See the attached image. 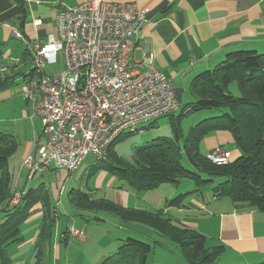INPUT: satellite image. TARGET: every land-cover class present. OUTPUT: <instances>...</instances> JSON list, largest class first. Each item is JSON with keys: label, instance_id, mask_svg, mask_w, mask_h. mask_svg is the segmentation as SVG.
<instances>
[{"label": "crops", "instance_id": "obj_1", "mask_svg": "<svg viewBox=\"0 0 264 264\" xmlns=\"http://www.w3.org/2000/svg\"><path fill=\"white\" fill-rule=\"evenodd\" d=\"M84 1L86 0H0V81L3 82V88H0V105L6 104L0 108L2 110L0 113H10L15 117L13 119L16 123L24 120L31 123L36 121L39 124L37 118H30L28 104L21 98L19 90L20 84L31 68L28 47L36 39L56 35V16L64 6ZM107 1L135 3L139 7L148 9L145 23L133 37L130 61L140 62L144 57L152 55L157 70L172 80L179 105L194 99L191 92L195 77L221 64L227 53L237 50H256L264 53V0ZM37 21L40 23L35 24ZM14 25H17L22 35L21 39L13 37L11 27ZM26 64H28L27 71H24ZM140 70L142 71L143 68ZM18 98L22 103L17 104ZM32 129L31 138L25 140L21 148V159L29 153L35 155L37 146L42 143L40 130L35 131L34 126ZM231 140L233 141L232 136ZM226 150L229 151L227 148ZM230 155L233 158L231 152ZM21 159L18 170L22 172L24 169H20ZM49 170L60 169L50 167L47 171ZM16 179L21 189L26 187V184L24 187L21 186V176H16ZM185 189L189 190L190 185H186ZM108 191L112 195L105 197L115 204L140 209L134 192L116 187H110ZM103 192L106 194L105 191ZM177 193L179 191L175 190L171 195ZM201 195H190L186 204L182 202L183 206L170 208L165 206L162 209L163 213L169 216L175 225L205 236L210 247L223 246L224 251L221 256L225 264L264 262V213L254 209H235L227 198L210 197L206 201ZM164 200L168 199L165 197ZM37 205L39 207L27 220L29 223H39L38 226L30 227L33 229L31 232L27 231V226L21 228L26 234L25 242L30 246L27 257L24 260L23 254H18L17 249L11 250L9 255L13 264H27L26 259L31 250L34 258L33 249L44 221H53L54 225L51 238L44 245L42 264H81V262L95 264L99 257H105L114 249H118L126 237L123 236L124 232L117 233L108 227H100L105 223L103 218L96 216L103 221L99 224L96 220L90 221L89 216L93 214L76 211L74 217L78 216L80 218L78 223L81 224L77 229L83 231L84 239L77 241L68 237L67 242L61 241V232L73 227L74 221L72 220L71 225L60 231L56 228L58 217L55 210L47 206L46 200ZM102 216L109 218L106 215ZM115 220H117L115 225L119 229L126 230L119 225L118 219ZM84 221L93 224L85 226ZM119 222L128 226L132 233L141 232L154 238L152 230L145 226ZM108 224L113 225V223ZM101 233L106 236H100ZM75 240L82 245L73 250L71 242ZM34 261L35 258L32 262Z\"/></svg>", "mask_w": 264, "mask_h": 264}, {"label": "trees", "instance_id": "obj_2", "mask_svg": "<svg viewBox=\"0 0 264 264\" xmlns=\"http://www.w3.org/2000/svg\"><path fill=\"white\" fill-rule=\"evenodd\" d=\"M232 82L237 84V97L228 92ZM0 88H3L1 81ZM191 93L194 100L183 105L180 116H164L170 120L172 137H158L136 148L131 160L127 161L114 149L113 143L119 136L110 145L105 159L101 160V169L115 177L118 182L116 188L135 194L153 190L163 183L177 186L181 179L192 180L197 189L166 200L167 207L183 206L185 197L202 194L203 185L221 177L223 180L211 189V198H227L235 209H254L264 213V53L256 50L227 53L221 64L195 77ZM199 110H220L221 114L203 119L182 140L180 120ZM156 120L145 124L143 130L152 127ZM217 130L228 131L240 153L225 165L211 163L200 151L203 135ZM18 144L15 135L0 132V264H13L8 252L10 245L16 246L22 242L21 226L31 215L32 206L45 202V196L41 194L42 186H39L38 189L23 188L25 192L17 205L8 207L5 204L12 197L14 184L8 159ZM183 162L190 168L185 167ZM97 169L100 168L94 167L93 171ZM67 201L76 211H102L119 221L137 223L151 229L153 233L175 244L186 264H215L224 251L223 246L210 247L206 237L200 233L175 225L162 209L149 212L126 208L104 195L93 196L81 190L68 192ZM92 220L100 218L93 215ZM53 225V221L43 222L33 249V264H42L44 245L51 238ZM68 229L61 232V241L67 242ZM183 235L186 237L183 238ZM118 249H121L118 253L104 258L98 264H146L153 246L126 237Z\"/></svg>", "mask_w": 264, "mask_h": 264}, {"label": "built area", "instance_id": "obj_3", "mask_svg": "<svg viewBox=\"0 0 264 264\" xmlns=\"http://www.w3.org/2000/svg\"><path fill=\"white\" fill-rule=\"evenodd\" d=\"M147 14L135 3L86 0L61 9L55 36L29 45L30 73L19 90L30 118L40 121L42 143L21 161L28 181L50 167L70 176L89 155L105 159L119 136L141 134L143 125L177 112L173 82L157 70L153 56L130 61L133 37ZM11 29L13 37L22 38L17 25ZM58 54L63 69L48 73ZM229 157L224 147L207 155L221 164ZM68 236L84 239L73 227Z\"/></svg>", "mask_w": 264, "mask_h": 264}, {"label": "rangeland", "instance_id": "obj_4", "mask_svg": "<svg viewBox=\"0 0 264 264\" xmlns=\"http://www.w3.org/2000/svg\"><path fill=\"white\" fill-rule=\"evenodd\" d=\"M27 67H28V64L25 65L23 70L27 71ZM62 69H63L62 55L58 54L56 63L54 65L48 66L47 72L56 73V72H60ZM228 92L232 96H235V97L239 96V90L235 82L230 83V85L228 86ZM17 102H18L17 104L22 103L20 98H18ZM4 105L6 104H1L0 108ZM183 105L184 104H181L179 106V109L174 114V116H180ZM220 112H221L220 110H199V111H196V112H193V113H190L184 116L179 122V127L182 133V140H185V137L187 136L190 129L193 128L200 121H202L203 119H207L210 117H215L217 115H220L221 114ZM13 118L15 117L13 115H10V113H3V112L0 113V132L2 134L11 133L15 135L18 143H20V145L18 144L19 146H17L14 154L8 159V168L13 173L15 179H14V184H13L12 197L11 199L7 200L5 204H7L8 207L17 205L18 203V201L16 200L17 196L19 195L21 197V195L25 192L24 189L23 191L18 186L17 181H16L17 180L16 176L18 177L21 176L22 178L21 186L24 187L26 184L25 189H28V188L38 189L39 186L40 187L42 186L41 194L42 196H45L47 206L54 209L55 212L57 213V217H58V219L56 220L57 229L61 231L66 226L68 227L69 225L72 224V220L75 223L74 224L75 227L73 226V228L75 229L79 228V226H81V224L78 223L80 221V218L78 216L74 217L76 210H74L71 206H69L68 201H67V193L72 190H81L82 192L93 194V196L96 194L97 196L107 195L109 197L112 194L108 190L110 189V187L114 188L117 186L118 184L117 180L108 171H106L105 169H101L103 165L101 161H97L94 158V156L89 155L84 159V161L79 165V167L72 173V175L68 177L67 181H65V179L67 178L68 173L64 170L63 171L62 170H56V171L49 170L44 173H37L31 180L28 181L26 178L27 172L24 170L22 172L18 170V166L20 163L21 155H22L21 148L25 140L31 138L33 126H34L35 131L40 130V122L38 124V122L36 121L31 123L30 121L21 120L16 123ZM217 131L221 132V134L218 133ZM217 131L213 132V134L203 135V137L201 138V143H200L201 153L204 156H207L209 152L212 151L214 148L218 146H225L234 155L233 158H235V156H239L240 153L238 149L236 148L234 142L231 140V136H230L231 134L225 130H217ZM158 137H172V126L170 124L169 118L167 117L159 118L158 120L154 122L152 127L145 129V131L141 134L138 133V134H133V135H130V134L121 135L119 139H117L113 143L114 149L120 155V157H122L123 159L127 161H130L132 158L133 152L135 151L136 148L140 146H144ZM233 158L230 155L227 163H224V165L233 161L234 160ZM209 161L211 163H214L211 160ZM183 165L187 168L188 167L190 168V166L186 162H183ZM94 167H97L100 169L93 171ZM90 173L92 174L90 177H88ZM112 180H113V183H112ZM222 180L223 179L221 177H217L214 179L213 183L211 182L210 184L203 185V187L201 188L202 190L201 197H203L207 201V199L210 198L212 187H214V185H216L218 182H221ZM186 185H190L189 190L185 189ZM195 189H197V187L194 186V182L187 178L181 179L177 186H174L173 184H170V183H163L153 190H149V191L147 190V191L136 193V196L138 199L136 203L139 205V208L141 210L147 209V211L150 210L149 212H154L153 209L157 211V210L163 209L166 206L165 200H164L165 197L167 199H172L179 194H185L186 192H191ZM175 190H178L179 193L175 195H171V193ZM103 191H105L106 194ZM189 197L190 196H187L183 199L184 204L187 203ZM57 200H59V202H57ZM37 204H40V203H37ZM37 204L32 206L31 214L35 211L36 208L39 207V205ZM88 214L90 215L93 214L95 216H99L100 218H103L105 222L104 224H101L103 223V221H101L102 219L97 220L99 224H101L100 227H103V228L108 227V229L114 230L117 233L124 232L123 236L131 237V238H134L135 240H139V241L152 245L153 251L147 256L146 264H186L182 255L179 252V249L171 241L161 238L155 233H153L154 238L153 237L150 238V236H147L145 233H141V232L132 233V231L128 229V226H125L124 224L118 221L119 225L122 226L123 229L125 228L126 230L119 229L116 226L117 220H115L114 216H111L102 211L99 213H88ZM102 215L109 216V218L107 219V217H103ZM89 217L91 219L89 220L92 221V216H89ZM84 218H87V217H84ZM33 223L34 222L29 223L28 220H25L22 226L23 227L27 226L28 227L27 231L31 232V230L33 229H30V227L38 226L39 224V223H34V224ZM108 223H113V225L111 226ZM87 224L91 225L93 224V222H85L84 225L86 226ZM113 226H115L116 228H114ZM100 236H103L102 233L100 234ZM182 237L184 238L186 236L183 235ZM25 238H26V234L22 232V242L16 246L10 245L9 249L7 247L8 252H10L11 250L17 249V253L23 254L22 258H24L25 260V258L27 257V253L29 252V248H30V246L26 244ZM76 240L71 242L72 244L71 249L73 250L78 249L79 246L82 245V243H76ZM98 246L100 247L99 244ZM119 250L121 249L116 248L111 253L106 254V256L104 255L105 257L103 256L99 257V259L97 260L95 264H98L104 258L114 256V254L118 253ZM30 252L31 253H29L28 259H26L28 260V262H26L27 264H33L32 260H34V258H32V254H33L32 250ZM81 264H84V263L81 262ZM215 264H225V261L223 260V256H220L219 258H217Z\"/></svg>", "mask_w": 264, "mask_h": 264}]
</instances>
